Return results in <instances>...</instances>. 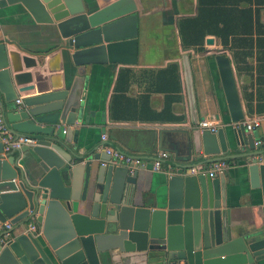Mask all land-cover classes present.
Instances as JSON below:
<instances>
[{
    "label": "water",
    "instance_id": "95a60500",
    "mask_svg": "<svg viewBox=\"0 0 264 264\" xmlns=\"http://www.w3.org/2000/svg\"><path fill=\"white\" fill-rule=\"evenodd\" d=\"M39 1L57 23V49L70 66L62 85L24 86L20 67L9 60L0 42L3 125L12 138L34 141L4 153L0 137V264H108L116 250L144 253L149 264H264V218L252 227L235 222L227 170L214 175L190 171L239 159L250 188H261L264 205V145L256 144L252 133L238 124L244 115L229 58L215 56L229 130L195 128L184 159H161L166 192L135 200L128 184L138 181L146 165L131 171L111 163L112 156L104 150L95 152L109 145L128 155L110 142L84 153L71 144L76 141L73 126L85 108L88 69L137 64L139 14L131 8L111 16L105 15L107 9L87 16L85 0ZM181 63L196 124L188 54L181 55ZM26 92L32 93L17 104L18 94ZM156 159L141 160H151L152 169ZM30 224L35 228L28 229Z\"/></svg>",
    "mask_w": 264,
    "mask_h": 264
},
{
    "label": "crops",
    "instance_id": "0c3cea01",
    "mask_svg": "<svg viewBox=\"0 0 264 264\" xmlns=\"http://www.w3.org/2000/svg\"><path fill=\"white\" fill-rule=\"evenodd\" d=\"M85 1L89 9L87 16L105 9L106 16L131 8L136 11L139 54L136 65H94L88 69L85 108L73 126L76 141L71 147L84 153L106 141L139 160L160 152L168 154L166 160L184 159L189 136L195 128H202L201 122H212L216 128L226 126L229 130L230 116L215 63L218 54L227 56L231 62L244 115L238 124H254L253 130L246 131L264 145V121L258 122L264 117L262 1L239 0L231 4L235 0H227L226 7L251 8L252 14L228 21L230 32L225 44L215 34L206 35L202 51L185 48L179 30L181 19L196 16L198 0ZM57 30V23L42 10L39 0H0V42L5 44L9 60L16 61L20 67L24 86L38 84L48 89L64 84V70L70 65L57 49L61 40ZM207 38L213 40L211 44L206 42ZM184 53L188 54L192 71L196 124L191 120L183 75L181 55ZM172 63L177 64L176 72L167 70ZM125 70L128 72L123 74ZM31 93H20L18 99ZM115 96H118L116 103ZM105 147L99 146L95 152L101 153ZM141 161L146 167L139 171L135 184H128V191H132L135 200L141 195L148 199L163 195L166 166L162 163L160 170L154 171L149 168L151 160ZM225 164L232 187L229 207L233 219L252 227L264 218L261 188H250L245 169L238 166L241 160L229 159ZM109 256L108 264H149L144 253L116 250Z\"/></svg>",
    "mask_w": 264,
    "mask_h": 264
},
{
    "label": "trees",
    "instance_id": "16d2710c",
    "mask_svg": "<svg viewBox=\"0 0 264 264\" xmlns=\"http://www.w3.org/2000/svg\"><path fill=\"white\" fill-rule=\"evenodd\" d=\"M227 0H198V10L195 17L183 18L179 21V30L182 36V43L185 48H195L198 51L203 50V41L206 35L215 34L221 38L223 44L227 41L228 21L233 18H239L252 14L251 8L240 9L235 6L226 7ZM239 0L231 2L237 3ZM256 1V0H248ZM262 1L264 0H257ZM220 24L222 27H219ZM167 70L177 71V64L172 63ZM128 72L122 71L123 74ZM121 76V74H120ZM118 96H115L113 102L116 103ZM168 107L166 108V110Z\"/></svg>",
    "mask_w": 264,
    "mask_h": 264
},
{
    "label": "built area",
    "instance_id": "2783aa9c",
    "mask_svg": "<svg viewBox=\"0 0 264 264\" xmlns=\"http://www.w3.org/2000/svg\"><path fill=\"white\" fill-rule=\"evenodd\" d=\"M21 102L20 99L16 100V103L19 104ZM264 121V117L260 120H258V122ZM243 126L246 128V130H253L254 129V124L252 123H244L243 122ZM200 127H209L211 128V130H215L216 127L212 122H208V121H203L200 123ZM0 137H1V142L4 144V153L5 152H9L12 149H19L21 147V145L23 144H34V141L28 138H24V137H19V138H12L6 131L1 116H0ZM106 137L103 135L102 136V140H105ZM261 141H257L256 144H260ZM104 151L108 154H110L112 156V160L110 161L113 164H121V165H125L128 168H130L131 171H134L135 169H139L141 166H145V164L137 159V158H132L128 155H124L116 150H114L112 147L110 146H106L104 148ZM157 159L154 160L152 162V169L154 171H158L161 168V159H167L168 158V154L165 152H160L159 154L156 155ZM102 164H107V162H102ZM227 166L224 162H216L213 163L211 165H209L206 168H192L190 169L191 173H201V174H205V173H209L210 175H214L217 174L220 171H223L224 169H226ZM6 229H8L10 227V225L8 223H5L3 225ZM35 225L34 224H30L28 226V229H34ZM7 236V235H6Z\"/></svg>",
    "mask_w": 264,
    "mask_h": 264
}]
</instances>
